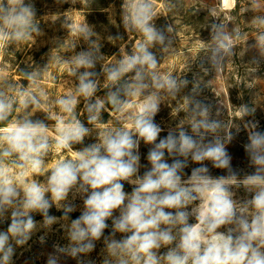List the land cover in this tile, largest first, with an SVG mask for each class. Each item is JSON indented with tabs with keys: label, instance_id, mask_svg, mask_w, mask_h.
<instances>
[{
	"label": "clouds",
	"instance_id": "1",
	"mask_svg": "<svg viewBox=\"0 0 264 264\" xmlns=\"http://www.w3.org/2000/svg\"><path fill=\"white\" fill-rule=\"evenodd\" d=\"M124 7L125 27L142 39L132 54L103 69L114 89L107 99L124 117L122 126L98 123L105 101L93 99L98 90L95 50L64 61L78 84L52 105L42 103L48 96L39 89L37 73L26 75L28 88L17 86L12 96L0 91V123L9 120L17 103V112L33 108L50 113L54 106L64 114L49 115L55 120L51 128L28 117L0 128V224L7 223L0 230V264H12L14 245L30 239L37 227L34 213L43 216L45 226L57 222L49 215L53 206L69 221L62 226L69 243L57 252L73 258L91 253L103 237L102 264H264V130L258 121L249 122L243 149L252 170L243 174L233 167L226 147L232 134L221 137V123L200 101L190 108V132L181 122L161 137L163 130L155 122L161 91L174 94L181 85L156 71L158 61L150 48L165 38L153 23V0H125ZM35 16L28 0H0V48L39 32ZM255 22L264 26V17ZM74 31L86 40L92 35L85 24ZM213 40L214 55L231 52L230 35L217 31ZM257 42L264 49V32ZM80 97L88 123L103 130L97 142L75 149L91 132L75 115ZM241 113L248 114L247 108ZM142 143L148 146L147 165L141 164ZM53 151L59 158L46 163ZM212 169L224 174L213 175ZM77 197L83 207L70 218ZM109 221L111 232L105 236ZM48 264H57V257L50 256Z\"/></svg>",
	"mask_w": 264,
	"mask_h": 264
},
{
	"label": "rangeland",
	"instance_id": "2",
	"mask_svg": "<svg viewBox=\"0 0 264 264\" xmlns=\"http://www.w3.org/2000/svg\"><path fill=\"white\" fill-rule=\"evenodd\" d=\"M28 2L35 8V24L39 32H33L24 41H10L0 48V91L12 96L15 87L28 88L26 73H37L39 89L48 96V100L42 103L52 105L58 97L74 91L78 84L77 77L69 75L70 65L66 66L64 61L80 51L95 50L97 60L93 71L97 74L94 78L98 90L93 99L105 101L98 123L122 126L124 117L108 106V95L114 89L107 85L103 69L132 54L136 42L142 39L139 32L125 27V0ZM153 11V23L165 38L150 48L158 61L156 71L160 75L170 74L181 85L174 94L161 91L160 110L155 116V122L163 130L161 137L177 130L181 122L190 132L187 123L190 108L193 101H200L209 107L212 118L221 123V137L232 134L233 138L226 147L232 156L233 167L241 174L250 172L252 169L243 149L249 122L258 121L260 130H264V49L257 42L264 26L255 22L257 17H264V0H227L226 3L223 0H153ZM82 24L92 32L87 40L74 31ZM217 31L233 38L230 53L213 54V35ZM18 107V103L14 105L11 121L21 117L40 119L51 128L55 120L49 115H64L54 106L50 113L33 108L17 112L15 108ZM242 108H247L248 114H242ZM75 115L91 132L83 145H74V148L97 142L103 128L88 123L82 97L76 105ZM147 151L148 146L142 143L140 155L143 165H147ZM58 158L53 151L45 159L46 163H53ZM195 166L190 164V167ZM212 173L224 174L216 169H212ZM35 179L43 182L45 176ZM125 191L130 192L131 186L126 184ZM73 202L77 210L69 214L70 218L78 217L83 207L81 198L77 197ZM49 215L57 217V222L45 226L43 216L33 214L37 227L24 245H14L12 264H48L50 256L57 257V264H79L80 261L102 264L106 255L103 237L87 255L73 258L58 253L57 247L62 248L69 243L62 227L69 221L64 220L62 210L55 206L49 210ZM108 223L110 227L105 230V236L111 232V221ZM6 228L7 223L0 224V230ZM119 238L120 234H117Z\"/></svg>",
	"mask_w": 264,
	"mask_h": 264
},
{
	"label": "trees",
	"instance_id": "3",
	"mask_svg": "<svg viewBox=\"0 0 264 264\" xmlns=\"http://www.w3.org/2000/svg\"><path fill=\"white\" fill-rule=\"evenodd\" d=\"M26 75H28V73H26ZM11 118H12V114L10 115L8 121H5V122L0 123V128H3V127H5L8 123H10Z\"/></svg>",
	"mask_w": 264,
	"mask_h": 264
},
{
	"label": "water",
	"instance_id": "4",
	"mask_svg": "<svg viewBox=\"0 0 264 264\" xmlns=\"http://www.w3.org/2000/svg\"><path fill=\"white\" fill-rule=\"evenodd\" d=\"M108 106H109V108L113 109V106L111 105L110 102H108Z\"/></svg>",
	"mask_w": 264,
	"mask_h": 264
},
{
	"label": "bare ground",
	"instance_id": "5",
	"mask_svg": "<svg viewBox=\"0 0 264 264\" xmlns=\"http://www.w3.org/2000/svg\"><path fill=\"white\" fill-rule=\"evenodd\" d=\"M223 2H224V3H226V2H227V0H223ZM233 4H234V3H233Z\"/></svg>",
	"mask_w": 264,
	"mask_h": 264
}]
</instances>
